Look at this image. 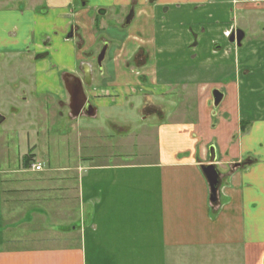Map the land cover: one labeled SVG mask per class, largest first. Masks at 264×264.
<instances>
[{
  "label": "crops",
  "instance_id": "0c3cea01",
  "mask_svg": "<svg viewBox=\"0 0 264 264\" xmlns=\"http://www.w3.org/2000/svg\"><path fill=\"white\" fill-rule=\"evenodd\" d=\"M260 1L0 0V264H264ZM66 75L91 82L92 116L69 113ZM168 91L156 159L73 149L94 136L81 117L121 135L115 111L142 99L146 121Z\"/></svg>",
  "mask_w": 264,
  "mask_h": 264
},
{
  "label": "rangeland",
  "instance_id": "374dc122",
  "mask_svg": "<svg viewBox=\"0 0 264 264\" xmlns=\"http://www.w3.org/2000/svg\"><path fill=\"white\" fill-rule=\"evenodd\" d=\"M111 28L112 27H110V29ZM116 33L121 35L120 30ZM219 81L226 83L223 79ZM168 95L169 91L166 98L163 97L157 100V103H159L151 107L161 109L164 113L160 111L159 113L157 110L155 111L154 109L147 108L146 113H142L147 116L146 121L143 120L144 116L140 114L139 110L143 104L142 99H138L139 102H137L134 109L130 106L131 100H127L128 102L126 103L125 110H120L119 113L115 111L114 114L116 116L111 115V117L114 116L113 120L116 122L115 124L124 127V131L121 135L116 134L115 131L108 128L107 122L104 120L103 116H99L94 121L81 117L80 120L95 125L94 136L91 137L92 140L88 141L87 144L77 145L73 149H81L82 155L93 156L95 164L113 160H120L124 163H142L156 159L160 149L158 146L157 126L160 125L159 123H169ZM258 100V97L253 96L251 104H255ZM159 105L161 106L160 108ZM111 113L113 112L111 111ZM156 114H159V119L156 118ZM117 115L119 117H117ZM70 154H72L71 150ZM111 155L115 156L112 158L110 157Z\"/></svg>",
  "mask_w": 264,
  "mask_h": 264
},
{
  "label": "water",
  "instance_id": "95a60500",
  "mask_svg": "<svg viewBox=\"0 0 264 264\" xmlns=\"http://www.w3.org/2000/svg\"><path fill=\"white\" fill-rule=\"evenodd\" d=\"M129 18H127L125 21V25H127L129 23ZM243 32L239 29L235 30L230 37V41L229 42H233L236 44V46H240V41H242L243 39ZM106 51V47H104L100 53L98 60V64H101V61L103 60L104 54ZM64 82V86L65 89L67 91V94L69 95V110L71 113V115L73 117H78L80 116L82 113L88 116H92L93 115V109L91 107V105L87 102L86 96H85V92H84V88L85 87H90L91 86V82L85 78L84 80H79L78 78H75L74 76L71 75H66L63 79ZM213 100H214V105H217L219 99H220V95H218L216 93V91H214L213 93ZM215 155L213 153V149L210 148V158H208V164L205 165L203 167L202 172H204L206 179L208 181L207 184H209L210 187V192H211V201L215 200V193L217 190V186H218V172L216 171L215 167H214V163H215Z\"/></svg>",
  "mask_w": 264,
  "mask_h": 264
},
{
  "label": "flooded vegetation",
  "instance_id": "af4514ba",
  "mask_svg": "<svg viewBox=\"0 0 264 264\" xmlns=\"http://www.w3.org/2000/svg\"><path fill=\"white\" fill-rule=\"evenodd\" d=\"M260 2H262L263 4H264V0H261ZM17 5V4H16ZM18 8H19V12H21V11H23L21 8H22V4L21 3H18V6H17ZM99 13V12H98ZM100 14V13H99ZM128 18V17H127ZM126 18V19H127ZM125 21V20H124ZM128 25V24H127ZM235 30H237V28H233V29H231L228 33H227V38H228V40L230 41V37H231V34L235 31ZM240 30V29H239ZM244 37V36H243ZM243 40V39H242ZM228 41V42H229ZM241 42V41H240ZM230 44H233V45H235L236 46V44L235 43H231V42H229ZM240 45H241V43H240ZM105 47V46H104ZM237 47H239V46H237ZM103 49V48H102ZM102 49L100 50V52L98 53V55H97V58H96V60L99 58V56H100V53H101V51H102ZM106 50H107V47H106ZM143 52H139L138 54H137V56H136V61H139L140 60V62H138L137 63V69H139V68H141L144 64V59H143V54H142ZM105 54H106V51H105ZM105 54H104V57H103V59L105 58ZM103 61V60H102ZM102 61H101V63H102ZM97 66H99V67H101V64L99 65L98 64V60H97ZM142 73H144V71L142 72ZM142 73H140V72H136L135 74L136 75H138L139 77L140 76H144V74H142ZM64 79V78H63ZM82 81V80H81ZM83 88H84V92H85V88H87V87H85V86H83ZM169 89V88H168ZM220 91V90H219ZM218 90H216V93L218 94V95H220V99H219V101H218V103H217V105H214V100H213V107H216V106H219L220 105V103L222 102V98H223V96H222V94H220V92H219ZM212 98H213V95H212ZM156 115H158V114H156ZM2 118V117H1ZM0 118V119H1Z\"/></svg>",
  "mask_w": 264,
  "mask_h": 264
},
{
  "label": "built area",
  "instance_id": "2783aa9c",
  "mask_svg": "<svg viewBox=\"0 0 264 264\" xmlns=\"http://www.w3.org/2000/svg\"><path fill=\"white\" fill-rule=\"evenodd\" d=\"M32 169H33L34 171H41V167H40V165H32Z\"/></svg>",
  "mask_w": 264,
  "mask_h": 264
}]
</instances>
